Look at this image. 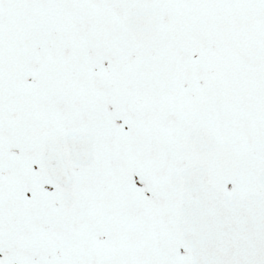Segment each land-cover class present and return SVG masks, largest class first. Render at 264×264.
I'll return each instance as SVG.
<instances>
[{"label": "snow or ice", "instance_id": "1", "mask_svg": "<svg viewBox=\"0 0 264 264\" xmlns=\"http://www.w3.org/2000/svg\"><path fill=\"white\" fill-rule=\"evenodd\" d=\"M0 264H264V0H0Z\"/></svg>", "mask_w": 264, "mask_h": 264}]
</instances>
